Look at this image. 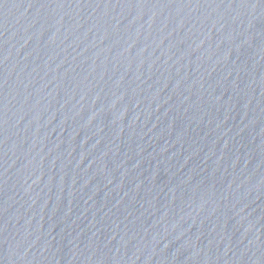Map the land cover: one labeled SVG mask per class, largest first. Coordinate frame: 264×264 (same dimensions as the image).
Masks as SVG:
<instances>
[{"label": "water", "instance_id": "obj_1", "mask_svg": "<svg viewBox=\"0 0 264 264\" xmlns=\"http://www.w3.org/2000/svg\"><path fill=\"white\" fill-rule=\"evenodd\" d=\"M0 264H264V0H0Z\"/></svg>", "mask_w": 264, "mask_h": 264}]
</instances>
